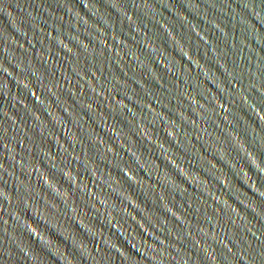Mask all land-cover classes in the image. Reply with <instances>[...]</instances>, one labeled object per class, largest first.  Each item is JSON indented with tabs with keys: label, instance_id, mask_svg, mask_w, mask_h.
Listing matches in <instances>:
<instances>
[{
	"label": "water",
	"instance_id": "95a60500",
	"mask_svg": "<svg viewBox=\"0 0 264 264\" xmlns=\"http://www.w3.org/2000/svg\"><path fill=\"white\" fill-rule=\"evenodd\" d=\"M0 264H264V0H0Z\"/></svg>",
	"mask_w": 264,
	"mask_h": 264
}]
</instances>
